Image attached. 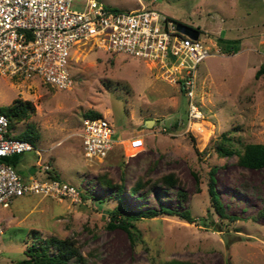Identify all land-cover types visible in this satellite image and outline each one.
<instances>
[{"label":"rangeland","instance_id":"374dc122","mask_svg":"<svg viewBox=\"0 0 264 264\" xmlns=\"http://www.w3.org/2000/svg\"><path fill=\"white\" fill-rule=\"evenodd\" d=\"M99 1L118 10L156 9L195 28L212 48L194 74L193 99L204 115L205 133L184 130L187 98L153 62L86 45L72 53L73 82L67 89L0 74V108L19 99L30 106L10 126V134L21 136L30 125L38 133L34 147L39 153L18 154V174L26 181L44 178L48 164L85 196L73 200L25 193L8 207L0 206V264L24 257L35 233L71 239L83 260L71 258L68 264H155L172 258L194 264H264V166H241L236 154L220 156L214 149L222 132L236 147L264 143V72L255 76L264 61V0ZM85 2L72 0L71 7L82 9ZM223 38L236 39L237 50L223 51ZM89 110L112 122L115 137L141 136L143 147L123 141L104 159L87 160L78 132ZM148 118L153 123L145 127ZM213 165L226 217L216 213L207 191ZM167 172L180 178L194 221L167 214L133 219L134 242L122 227L107 225V209L118 204L108 182L122 185L134 209H157L160 202L177 207V187L159 182ZM137 180L147 183L131 195Z\"/></svg>","mask_w":264,"mask_h":264},{"label":"built area","instance_id":"2783aa9c","mask_svg":"<svg viewBox=\"0 0 264 264\" xmlns=\"http://www.w3.org/2000/svg\"><path fill=\"white\" fill-rule=\"evenodd\" d=\"M72 0H0V74L22 81L44 83L54 89L72 85V53L84 46L110 54L153 62L164 76L177 83L187 98L184 130L204 134V115L194 101V74L197 65L213 54L199 38L178 29V22L162 12L144 6L129 10L109 8L99 0H86L82 9ZM264 65V61H263ZM112 122L103 115L83 116V156L102 160L114 144L137 149L141 136L115 137ZM34 149V145L10 134L9 117L0 111V206L8 207L18 195L81 198L79 189L60 178H51L44 164V178L23 180L7 159ZM4 232L0 221V237ZM1 252V250H0Z\"/></svg>","mask_w":264,"mask_h":264},{"label":"trees","instance_id":"16d2710c","mask_svg":"<svg viewBox=\"0 0 264 264\" xmlns=\"http://www.w3.org/2000/svg\"><path fill=\"white\" fill-rule=\"evenodd\" d=\"M237 40L220 39L221 47L225 52H235L237 50L234 43ZM262 72H264V65L255 71V76L258 77ZM181 90V89H180ZM29 106L28 101L18 100L6 107L0 108V111L5 113L9 117L10 126L18 118L24 116L26 113L25 109ZM86 114L90 116H98L100 113L95 110H89ZM186 116V115H185ZM185 119V117H184ZM183 119V121H184ZM179 124L177 120L174 121L173 127H177ZM30 141L33 145L38 137V133L34 130L33 125H30L29 130H26L21 136ZM232 137L227 132H222L220 138L215 141L214 149L220 156H229L232 154L237 155V163L241 166L248 168H260L264 166V143L247 142L243 143L241 147H236L232 145ZM18 154H15L7 159L13 166L16 165ZM216 165H213L209 169V181L207 185V191L210 197L211 205L214 207L216 213L221 217H226L224 211V206L220 200L218 191L215 186V173ZM49 176L51 178H59L56 171L50 167L48 170ZM159 182L166 188H176V198L177 207H168L161 202L159 203V208H147L139 209L133 208L122 191V185L120 183L110 184L114 187L113 196L117 200V205L107 209L109 227L120 226L122 227L134 242L136 234V228L132 223L133 219L141 217H152L158 214L175 215L183 220L192 222L195 217L192 215L190 209L185 202L187 201V193L182 186L180 178L175 172H167L159 177ZM147 182L137 180L133 186L129 189V194H135L141 187H143ZM80 196L85 197L81 191ZM146 193V192H145ZM264 214V210L261 211ZM231 217V216H228ZM209 221H212L211 219ZM35 233V232H34ZM25 256L16 260H12L9 264H68L71 258L76 260H83L82 254L79 252L78 248L74 242L69 238H59L54 235L40 237L38 234H34V240L24 250ZM140 264V263H133ZM155 264H194L193 261L187 259L172 258Z\"/></svg>","mask_w":264,"mask_h":264},{"label":"water","instance_id":"95a60500","mask_svg":"<svg viewBox=\"0 0 264 264\" xmlns=\"http://www.w3.org/2000/svg\"><path fill=\"white\" fill-rule=\"evenodd\" d=\"M178 29L180 31L184 32L185 34L192 36L193 38H196L199 34V32L195 28L188 26V25H185L183 23L178 24ZM152 123H153V119L148 118L145 120L144 126L150 127L152 125Z\"/></svg>","mask_w":264,"mask_h":264},{"label":"crops","instance_id":"0c3cea01","mask_svg":"<svg viewBox=\"0 0 264 264\" xmlns=\"http://www.w3.org/2000/svg\"><path fill=\"white\" fill-rule=\"evenodd\" d=\"M122 138H127V137H122Z\"/></svg>","mask_w":264,"mask_h":264}]
</instances>
